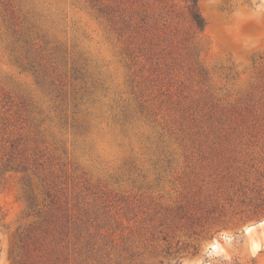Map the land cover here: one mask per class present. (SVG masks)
Returning a JSON list of instances; mask_svg holds the SVG:
<instances>
[{
    "label": "rangeland",
    "instance_id": "374dc122",
    "mask_svg": "<svg viewBox=\"0 0 264 264\" xmlns=\"http://www.w3.org/2000/svg\"><path fill=\"white\" fill-rule=\"evenodd\" d=\"M196 1L0 0V264H264V0Z\"/></svg>",
    "mask_w": 264,
    "mask_h": 264
},
{
    "label": "trees",
    "instance_id": "16d2710c",
    "mask_svg": "<svg viewBox=\"0 0 264 264\" xmlns=\"http://www.w3.org/2000/svg\"><path fill=\"white\" fill-rule=\"evenodd\" d=\"M196 6H197V1L194 0V7L196 8ZM192 17H193V20L195 21L196 25L200 29H203L205 27L206 22H205L204 18L202 17V15L199 13V11L197 9H193Z\"/></svg>",
    "mask_w": 264,
    "mask_h": 264
}]
</instances>
